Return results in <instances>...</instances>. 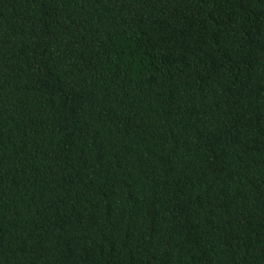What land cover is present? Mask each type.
I'll return each mask as SVG.
<instances>
[{
	"label": "trees",
	"instance_id": "obj_1",
	"mask_svg": "<svg viewBox=\"0 0 264 264\" xmlns=\"http://www.w3.org/2000/svg\"><path fill=\"white\" fill-rule=\"evenodd\" d=\"M0 264H264V0H0Z\"/></svg>",
	"mask_w": 264,
	"mask_h": 264
}]
</instances>
